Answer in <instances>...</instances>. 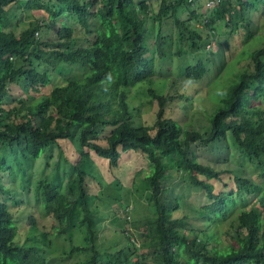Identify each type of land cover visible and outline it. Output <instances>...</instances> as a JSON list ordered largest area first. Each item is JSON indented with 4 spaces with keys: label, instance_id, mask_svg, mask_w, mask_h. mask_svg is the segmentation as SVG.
Instances as JSON below:
<instances>
[{
    "label": "trees",
    "instance_id": "trees-1",
    "mask_svg": "<svg viewBox=\"0 0 264 264\" xmlns=\"http://www.w3.org/2000/svg\"><path fill=\"white\" fill-rule=\"evenodd\" d=\"M16 1L45 16L14 34L6 30L7 11ZM151 1L0 0V264L51 262L49 230L33 214H24L7 187L19 176V187L32 189L49 217L53 235L78 230L68 249L82 255L74 264H147V256L156 264H264V215L246 202L257 192L259 200L264 198V113L253 104L264 98V33H255L264 20V0H211L209 6L204 5L208 0H156L155 11ZM182 11L185 18L178 15ZM90 21L97 22L94 30ZM219 31L224 39L244 31L253 44L260 37V44L237 56V62L248 59V64L233 76L209 123L199 129L164 117V103L174 97L158 92L153 80L155 64L168 55L166 40L174 56L192 55L210 47ZM192 58L177 76L196 81L206 74L205 62ZM173 77L168 78L171 86ZM11 84L22 94L11 96ZM137 98L156 102L151 123L134 121L140 107L129 102ZM105 128L99 143L98 133ZM67 140L73 157L59 147ZM219 142L236 154V164L218 167L199 160L195 147L212 153ZM51 145L59 151L57 161L48 172L42 162L33 182L25 179L29 171L22 162L35 161ZM126 151L146 161L142 181L154 215L140 221L139 228L151 251L140 253V246L125 238L118 250L111 246L102 254L97 250L99 224L92 217L97 209L89 203L99 199L108 211L110 197L125 205L130 192L116 179L105 192V183L91 176L90 168L94 156L104 159L111 172ZM172 174L203 199L191 210L195 223L172 216L183 202L165 185ZM90 179L98 186L95 193ZM121 189L125 195H118ZM164 192L171 194L170 204L162 199ZM232 207L236 216L223 230L227 242L222 243L217 226Z\"/></svg>",
    "mask_w": 264,
    "mask_h": 264
},
{
    "label": "rangeland",
    "instance_id": "rangeland-1",
    "mask_svg": "<svg viewBox=\"0 0 264 264\" xmlns=\"http://www.w3.org/2000/svg\"><path fill=\"white\" fill-rule=\"evenodd\" d=\"M210 4L209 1L204 2L205 6H209ZM151 7L153 11L156 10V0L151 1ZM198 11H203L202 5ZM7 12L11 19L6 30H12L14 34H17L29 21L37 19L42 15L45 16L41 10L28 9L24 4L18 1L13 2ZM178 15L180 18H185L186 12L182 11L178 13ZM256 16L257 15L253 16L254 20H256ZM258 21L259 20H257V23ZM262 21H259L255 26H258V29L251 25V29H256V34L257 32H261V34L264 33V20ZM89 26L94 30L97 26V22L90 21ZM155 30L156 24L153 27L154 32ZM168 33H170V29L169 24L166 23L164 26V34ZM222 35L223 34L219 31L216 37H214V41H211L210 47L208 45L205 46V50L203 49V52L201 53L195 52L192 55L186 53L177 57L173 54L174 49L171 40H166L165 49L168 52V55L164 59H159L155 64V76L157 77L158 75V78H155L154 76L155 80H153L158 88V92H165L164 94L174 97V99H168L164 103V117L177 120L182 123L181 125L186 124L199 129L202 123H209L210 117L219 103L220 98L230 86L233 76L236 74L240 66H246L248 64V59L239 60V62H237V56H244L248 50H253V48H257L260 44V37L254 38L253 44L252 38L244 36V31H235L234 34L228 37V39H224ZM192 57L204 61L205 66L208 69L206 74L196 81L187 80L184 74H181L180 76L176 75L179 68L187 61L190 62L191 60H189V58ZM170 77H173L172 80L174 83L172 82V86L169 85L170 80H168V78ZM9 89V94L13 97L22 94L18 85L11 84ZM180 95L185 96V98L178 97ZM137 99H131L129 102L131 105L140 107L139 113L134 116V121L138 124L151 123L156 110V102L146 98ZM6 102H9V100ZM253 104L257 105L258 110L264 113V98L259 99L258 102ZM107 132L108 129L105 128L98 133L99 143L103 142L102 137L107 134ZM59 147L62 148V153L73 157L74 149L68 140L59 143ZM194 151L199 160H207L216 163L218 164V167H225L224 165H230V163L234 165L237 161L236 154L230 155V149H222V144L220 142L216 148H213L212 153L205 149H200V147H195ZM121 155L117 168L111 170V172L107 170L106 161L104 159L93 156L92 166L90 168L92 172L91 176L95 179L97 177L98 180H103L105 183L103 187L105 192L112 189L110 182L115 179L123 189H128L130 192L129 195L124 196L127 201V204L125 205L124 203L121 205L120 203L113 201L110 197V200L107 201L113 203L110 206L111 210L108 211L101 206V201L99 199H92L89 203L90 207H95L97 209L92 215V217L97 218L99 224L97 233V250L102 254L111 248V246L114 251L118 250L124 242L126 243L125 238H127V241L132 242L131 245L140 246V253H149L151 248L146 243L148 238L143 236L144 232L139 228L140 221H143L148 217H153L154 215V208L152 207V203L147 193L148 189L145 186L146 184L142 181L143 175L147 173L146 161L144 157L138 153H133V151L122 152ZM58 156L59 151L57 146L51 145L47 146L42 151L41 155L34 159L35 161L28 160L22 162L23 168L28 169L29 174H32L31 177L28 174V176L25 175L24 178H29L30 181L33 182V178H36L40 174L42 167L41 163L45 161L46 164H48L44 169L45 172H48L51 163L53 164V162H56ZM61 165L62 160H59V167H61ZM19 177L12 178V182L7 183L9 184L7 187L12 193L11 197L20 200V205L25 209L24 214H33L38 220L43 221L46 228L49 230V239L52 244V250L49 253L51 254V262H49V264H74L82 259L81 253L72 255L68 253L70 244L74 239L73 236L78 233V230L72 231L73 233L68 231L62 235H53L52 232L55 229L50 225L51 221L49 217H46L38 198L33 194L31 189L32 185L30 186V191L26 192L25 189L22 190L21 187H19L21 185H18ZM1 178L4 183H6L5 176H1ZM165 185L170 187L177 195H181L183 201L179 205V209L172 212V216L177 219L186 216V220H184L183 223L194 222L191 210L195 205H198L203 201L199 196V193L180 181L173 174L166 179ZM89 186L91 189L95 186L96 189L94 193L97 192L98 186L94 180L90 179ZM215 187L217 189V184H215ZM23 192L26 193L27 199L24 195L22 196ZM122 193L124 194L121 189L120 194L118 195L121 196ZM260 195V192L251 194L246 197V202L248 206L251 205L252 207H257L259 212L264 215V198L259 200ZM161 197L162 199L167 200L169 204L172 202V196L169 192L162 193ZM238 204L241 203L238 202ZM236 209L237 208L232 207L230 212L227 213L225 218L221 220L217 226L221 233L219 238L222 243L227 242V238L222 232L225 228H228V224L236 216ZM228 230L229 233L232 232V229ZM78 240L81 242L80 236L78 237ZM115 241L117 242L115 243ZM230 242L234 243L232 240H230ZM146 261L147 264H156L150 259V256L146 257Z\"/></svg>",
    "mask_w": 264,
    "mask_h": 264
},
{
    "label": "clouds",
    "instance_id": "clouds-1",
    "mask_svg": "<svg viewBox=\"0 0 264 264\" xmlns=\"http://www.w3.org/2000/svg\"><path fill=\"white\" fill-rule=\"evenodd\" d=\"M208 1H211V0H208ZM211 3V2H210ZM211 5V4H210Z\"/></svg>",
    "mask_w": 264,
    "mask_h": 264
},
{
    "label": "built area",
    "instance_id": "built-area-1",
    "mask_svg": "<svg viewBox=\"0 0 264 264\" xmlns=\"http://www.w3.org/2000/svg\"><path fill=\"white\" fill-rule=\"evenodd\" d=\"M211 1H209V3H210Z\"/></svg>",
    "mask_w": 264,
    "mask_h": 264
}]
</instances>
